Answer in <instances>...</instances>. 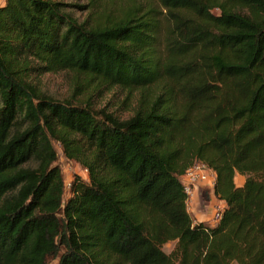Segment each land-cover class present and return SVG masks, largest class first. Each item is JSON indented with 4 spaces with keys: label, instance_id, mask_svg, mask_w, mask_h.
I'll use <instances>...</instances> for the list:
<instances>
[{
    "label": "trees",
    "instance_id": "1",
    "mask_svg": "<svg viewBox=\"0 0 264 264\" xmlns=\"http://www.w3.org/2000/svg\"><path fill=\"white\" fill-rule=\"evenodd\" d=\"M78 1L0 3V264H264V0ZM61 72L131 115L33 83ZM54 142L88 175L66 199ZM194 162L213 227L186 208Z\"/></svg>",
    "mask_w": 264,
    "mask_h": 264
},
{
    "label": "rangeland",
    "instance_id": "2",
    "mask_svg": "<svg viewBox=\"0 0 264 264\" xmlns=\"http://www.w3.org/2000/svg\"><path fill=\"white\" fill-rule=\"evenodd\" d=\"M128 0H117L112 7H110V14L113 16L118 15L120 9H123L128 5ZM134 6H140L148 3H155L154 0H134ZM2 0H0V3ZM78 3H84L81 0ZM111 4H108L109 6ZM130 5V3H129ZM106 6V7H107ZM109 11V10H108ZM216 14L217 12L214 11ZM85 17V14H82ZM93 18L95 15L93 14ZM74 78L69 72H61L56 74H44L33 78V83L37 86L38 90L45 93L47 96L59 102H75V103H89L96 109H105L106 112L113 114L114 116L125 119L128 118L132 113V107L135 104L136 96H128L125 100L126 93L122 90L115 89L111 92H106L101 95L103 97L100 99L98 97H91L85 88L81 85L80 81L74 82ZM53 147L57 154L56 165L60 170L64 187H65V199L69 196V183L78 177L84 182L88 181V175L86 170H84L78 163L74 161L67 160L63 154L62 149L58 143H53ZM195 163V162H194ZM243 177L238 175L235 176L234 182L237 186L243 184ZM194 197V198H193ZM195 200V210H197L196 218L193 212L190 210L189 214L194 221H209L215 222L214 213L222 209V203L218 201L214 195L211 188L206 184L199 185L193 188L192 195L189 198V202L186 204L189 208V204ZM186 207V208H187ZM187 208V210H188ZM191 209V208H189ZM174 247V242H169L162 247L163 252L166 254L170 253ZM50 264H56V261H51Z\"/></svg>",
    "mask_w": 264,
    "mask_h": 264
},
{
    "label": "built area",
    "instance_id": "3",
    "mask_svg": "<svg viewBox=\"0 0 264 264\" xmlns=\"http://www.w3.org/2000/svg\"><path fill=\"white\" fill-rule=\"evenodd\" d=\"M180 181L187 196V204L194 187L206 184L213 191L215 173L202 162H195L181 176ZM221 211L222 209L214 213L215 222L220 218Z\"/></svg>",
    "mask_w": 264,
    "mask_h": 264
},
{
    "label": "crops",
    "instance_id": "4",
    "mask_svg": "<svg viewBox=\"0 0 264 264\" xmlns=\"http://www.w3.org/2000/svg\"><path fill=\"white\" fill-rule=\"evenodd\" d=\"M3 1L4 0H2V2L1 3H3ZM194 198V197H193ZM220 203H222V208L224 207V203L223 202H221L220 201ZM186 207H187V205H186ZM188 208V207H187ZM189 208H191V209H189ZM189 208H188V213L190 212V210L193 212V215L192 216H196V214L197 213H194V212H197V210H195V200L194 199H192V202L189 204ZM190 215V214H189ZM192 218V217H191ZM196 218V217H195ZM194 222H196V223H198V222H203V223H206V224H208L209 226H211V227H213L215 224H216V222H209V221H202V220H199V221H194Z\"/></svg>",
    "mask_w": 264,
    "mask_h": 264
}]
</instances>
